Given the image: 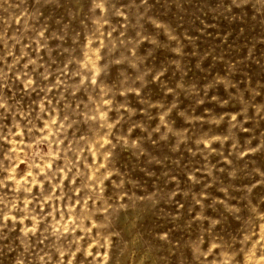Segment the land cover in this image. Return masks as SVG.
Masks as SVG:
<instances>
[{"label":"rangeland","instance_id":"1","mask_svg":"<svg viewBox=\"0 0 264 264\" xmlns=\"http://www.w3.org/2000/svg\"><path fill=\"white\" fill-rule=\"evenodd\" d=\"M0 264H264V0H0Z\"/></svg>","mask_w":264,"mask_h":264}]
</instances>
